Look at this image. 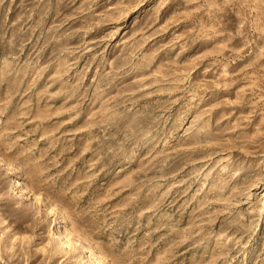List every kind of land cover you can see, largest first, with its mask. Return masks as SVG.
<instances>
[{"label":"rangeland","instance_id":"1","mask_svg":"<svg viewBox=\"0 0 264 264\" xmlns=\"http://www.w3.org/2000/svg\"><path fill=\"white\" fill-rule=\"evenodd\" d=\"M0 264H264V0H0Z\"/></svg>","mask_w":264,"mask_h":264}]
</instances>
